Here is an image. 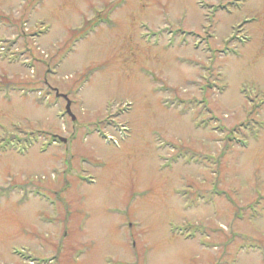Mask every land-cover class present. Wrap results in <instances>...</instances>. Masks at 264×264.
I'll return each instance as SVG.
<instances>
[{"label":"rangeland","instance_id":"rangeland-1","mask_svg":"<svg viewBox=\"0 0 264 264\" xmlns=\"http://www.w3.org/2000/svg\"><path fill=\"white\" fill-rule=\"evenodd\" d=\"M0 264H264V0H0Z\"/></svg>","mask_w":264,"mask_h":264},{"label":"trees","instance_id":"trees-1","mask_svg":"<svg viewBox=\"0 0 264 264\" xmlns=\"http://www.w3.org/2000/svg\"><path fill=\"white\" fill-rule=\"evenodd\" d=\"M84 33V30L82 31V34ZM215 195H217V196H223V194L222 193H216V190H215ZM227 198V197H226ZM255 206H260V203H259V201L255 204ZM255 206H249L248 208H249V210H251L252 209V216H254V210H255ZM240 215H241V213H239ZM258 214V213H257ZM256 214V215H257ZM254 247H256L255 245H253ZM258 246V245H257ZM261 246V245H260ZM261 248H262V246H261ZM260 249V248H259Z\"/></svg>","mask_w":264,"mask_h":264},{"label":"water","instance_id":"water-1","mask_svg":"<svg viewBox=\"0 0 264 264\" xmlns=\"http://www.w3.org/2000/svg\"><path fill=\"white\" fill-rule=\"evenodd\" d=\"M66 111H67L66 113L70 115L69 104H67ZM60 141L64 143V139H60Z\"/></svg>","mask_w":264,"mask_h":264}]
</instances>
